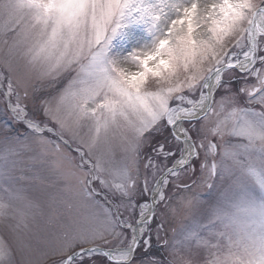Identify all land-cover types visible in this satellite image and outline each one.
Returning <instances> with one entry per match:
<instances>
[{
	"label": "snow or ice",
	"instance_id": "snow-or-ice-1",
	"mask_svg": "<svg viewBox=\"0 0 264 264\" xmlns=\"http://www.w3.org/2000/svg\"><path fill=\"white\" fill-rule=\"evenodd\" d=\"M0 51V264H264V0H0Z\"/></svg>",
	"mask_w": 264,
	"mask_h": 264
},
{
	"label": "rangeland",
	"instance_id": "rangeland-1",
	"mask_svg": "<svg viewBox=\"0 0 264 264\" xmlns=\"http://www.w3.org/2000/svg\"><path fill=\"white\" fill-rule=\"evenodd\" d=\"M4 58V53L2 51H0V59ZM0 71H5L6 70L0 68ZM0 123H2V118H0ZM19 130L23 131L24 130V125L20 124L18 126ZM2 128H0V134H2ZM120 159V153L117 150L116 152V160L119 161ZM57 188L56 187H46V186H41V185H32L28 188L27 191V195L33 198H43L44 196H46L49 193H56ZM15 221L12 219H8V220H3L0 219V238H3L5 240H7L9 243L14 245L15 242V233L11 230L10 227H8V225L14 224ZM43 226V221L37 217L36 221L34 223H31V227L33 230L35 231H39V229ZM175 226V225H172ZM168 236H171V233H168ZM153 243H155V241H153ZM39 256V252L35 253L33 255V257L31 258H38ZM17 261L18 264L21 261H26L27 259H29V257L25 256L24 254L18 253L17 254ZM60 259V257L57 256H51L49 255L43 262V264H53V261Z\"/></svg>",
	"mask_w": 264,
	"mask_h": 264
}]
</instances>
